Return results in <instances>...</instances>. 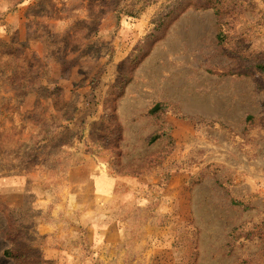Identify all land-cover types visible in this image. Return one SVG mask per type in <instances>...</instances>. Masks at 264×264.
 Here are the masks:
<instances>
[{
  "label": "rangeland",
  "instance_id": "obj_1",
  "mask_svg": "<svg viewBox=\"0 0 264 264\" xmlns=\"http://www.w3.org/2000/svg\"><path fill=\"white\" fill-rule=\"evenodd\" d=\"M153 1L0 0V264H264V0Z\"/></svg>",
  "mask_w": 264,
  "mask_h": 264
},
{
  "label": "trees",
  "instance_id": "obj_2",
  "mask_svg": "<svg viewBox=\"0 0 264 264\" xmlns=\"http://www.w3.org/2000/svg\"><path fill=\"white\" fill-rule=\"evenodd\" d=\"M153 2H155V0H154ZM220 2H221V0H216V3H217V4L220 3ZM133 12H134V11H128L127 13H128V14H134ZM138 12H139V11H136L135 13H138ZM216 13L220 14V9L217 8V7H216Z\"/></svg>",
  "mask_w": 264,
  "mask_h": 264
}]
</instances>
